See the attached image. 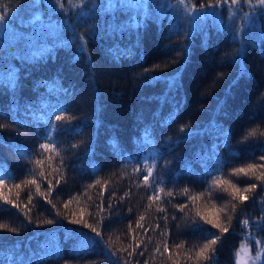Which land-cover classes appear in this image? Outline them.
<instances>
[{
	"label": "trees",
	"instance_id": "16d2710c",
	"mask_svg": "<svg viewBox=\"0 0 264 264\" xmlns=\"http://www.w3.org/2000/svg\"><path fill=\"white\" fill-rule=\"evenodd\" d=\"M175 2L182 12L171 14L174 8L168 7L162 28L152 20L145 22L142 56L117 60V53L109 49H131L136 33L111 29L126 23L131 13L109 14L103 0H60L63 9L55 0L48 7V0H0V14L6 17L0 24V68L13 65L23 85L16 92L17 112L10 111L11 89L0 86V224L18 230L0 229V264H236L243 246L255 256L254 264H264V250L255 243L264 241V181L254 178L264 170L247 175L235 171L264 163L259 160L264 155V16L256 14L252 30L235 27L243 43L233 41L227 31L217 33L208 19L207 47L197 33L185 63L181 46L188 41L169 38V24L187 28L185 9L203 0H170ZM232 9L250 11L243 0L232 8L222 5L219 12L225 23ZM81 11L90 15L80 17ZM37 14L44 23L60 24L67 39L72 34L64 25L71 24L83 40L71 48L58 47L31 64L12 59L21 55L25 35L33 42L56 35L51 25L30 23ZM37 29L41 37L34 35ZM177 70L182 71L184 85L178 94L169 91L164 80L146 83ZM42 81H49L53 91L41 86ZM57 88L71 94L58 93ZM26 105L31 107L26 110ZM61 107L63 111H56ZM55 115L64 119L56 121ZM212 121L229 132L227 146L217 139ZM53 125L56 129L47 140ZM203 129L208 130L205 135L189 137ZM41 143H51L52 148L41 150ZM189 166L191 173L186 171ZM149 169L146 185L143 176ZM33 179L42 191L45 181L53 180L51 204L28 183ZM252 183L258 187L245 193L248 200L232 197V184L243 189ZM153 195L160 199L151 201ZM5 197L19 207L5 203ZM182 204L187 207L181 212ZM197 212L218 216L229 227L207 261L197 252L209 230H218L199 221ZM81 215L97 227L100 237L83 223L70 222ZM52 218L56 224L43 223ZM164 244L169 252H163Z\"/></svg>",
	"mask_w": 264,
	"mask_h": 264
},
{
	"label": "snow or ice",
	"instance_id": "6c2138e0",
	"mask_svg": "<svg viewBox=\"0 0 264 264\" xmlns=\"http://www.w3.org/2000/svg\"><path fill=\"white\" fill-rule=\"evenodd\" d=\"M57 4H60V8L63 9V4L60 3V0H55ZM240 3V0H203V2L199 3V6L197 7L195 4L191 6V8L185 9L184 14V20L187 22L188 27L187 28H180L177 24H169V38L171 36H182L187 43H183L181 46V50L184 53V62L186 63L187 60L190 58L191 55V41L194 38V36L199 33L204 37V46L207 47L208 45V39H209V31H208V25L206 24V21L208 19L212 20L211 27L215 29L217 33H222L224 31H227L229 35L231 36V39L235 42L243 43L242 40H240V33L239 29L235 28L231 23L226 24L225 21L221 18L219 9L221 6H227L228 8H232L233 6H236ZM53 4V0H48V3L45 4V7H48L49 5ZM243 4L247 5L248 9L250 11H243L242 12V19L244 21V24L248 28H252L257 23V13H259L260 16H264V0H243ZM103 6L105 8V12L109 14H115L117 11H120L122 14H128L131 13L129 16V19L126 23L116 25L111 30L113 32H118L123 34L124 32H135L136 33V43L132 46L131 49H109L110 52L115 51L117 55L114 57L115 59H121V58H127L130 55L133 54H140L142 56V43H141V29L144 28L145 22L148 20H152L153 22H156L158 25L163 27V21L166 17L167 11H168V3L167 0H103ZM40 7V6H39ZM161 9H163L161 11ZM90 15L89 12L81 11L79 13L80 17H84ZM5 15L0 14V24H3L5 22ZM175 19V17H173ZM33 22L36 24L37 22L43 23L45 25H51L55 28L56 35L52 36L51 34H48L46 38H38L34 42L31 40L26 39L27 36L25 35L24 45L22 47L21 55L19 57H13L12 59L18 58L21 62L26 63H34L40 60H44L46 58V55L51 54L56 48H71L76 41L83 40V36H78L75 30V27H73L69 23H65V27L68 28V30L72 34V39H67L64 35L63 27H61L60 24L54 23V22H47L44 23L43 18L40 14H37L34 16L33 20L30 21L31 24ZM264 28V25L261 26ZM37 37H41V31L39 29L36 30L35 34ZM49 37L54 38V42L51 44L49 43ZM79 51L84 52V45L79 44L78 45ZM135 50V51H133ZM240 49L236 52V57H239ZM3 56H0V60H2ZM78 57L74 56L73 60H77ZM157 67H159L157 65ZM149 69H145V74L149 73ZM244 73H240V77H243ZM20 79L18 77V71L17 69L9 64L6 69L0 68V86H7L11 89V96H12V107L10 108L11 112H17L19 111V100L16 95V92L20 90L23 85L20 83ZM59 79L58 77L56 78ZM164 80L167 83L168 90L171 92L179 93L181 89L183 88V80H182V71L177 70L175 74L169 77H151L149 80L146 81V83L151 84L155 80ZM239 79V77H238ZM237 81H234L236 83ZM41 86L47 87L49 92L53 91V88L49 81H42ZM56 91L63 92L65 95H70L71 92L67 88H57ZM44 107H47V103L43 104ZM31 106L26 105L25 109H29ZM222 107V106H218ZM64 109L57 108L56 111H63ZM179 110V104H177L176 111ZM56 121H62L64 117L62 115H55ZM0 127H3L0 125ZM56 129V126L53 125L52 129L48 134H46L45 139L51 140V132ZM212 130L216 133L217 139L220 141L221 144L224 146H227L230 142V134L227 130L223 129L222 126L216 124L215 121H212ZM77 132L80 131V129H76ZM184 129H181V132H183ZM207 129L198 130L194 132L189 133L190 136L194 135H205L207 133ZM113 145L115 146V142H113ZM219 145H213V147H218ZM73 148H77L78 145H73ZM39 148L41 150H50L52 148L51 143H41L39 144ZM259 160L261 162H264V155H261L259 157ZM37 163H41V161H36ZM257 169L264 170V163H253L247 165L246 168L241 167L236 169L235 171L237 173H243L247 175L248 173H254ZM187 172L191 173V167L189 166L186 169ZM152 170L149 169L147 174L143 176V180L145 181V184L149 182V179L151 177ZM43 173H41V176L43 177ZM256 180L264 181V171L260 172V175L254 177ZM28 183L35 185V192L38 196L46 200L48 203H52L51 199H49L54 183L53 180H46L45 181V189L42 191V185L41 183H37L35 179L29 181ZM56 184L59 183V180L55 182ZM99 183V181H97ZM219 183V181H218ZM3 184V180L0 179V185ZM16 188H20V184L14 185ZM232 197L239 201H246L249 199V197L245 194L248 192L254 191L258 185L256 183H252L243 189L237 187L236 184H232ZM160 191H163L161 189ZM184 194L187 195L188 190L184 189ZM169 196H172L173 193L169 192ZM5 203L13 204L14 207H19L18 204H15L11 199H8L7 197L4 198ZM151 201L159 200L160 197L158 195H153L149 197ZM190 200L195 201L197 197L191 196L189 197ZM32 202V196L29 194V203ZM71 203V200H68L64 207L67 208L68 204ZM151 206V205H149ZM52 207L55 208L56 205L52 204ZM187 207V205L182 204L178 206L179 211H183L184 208ZM233 211L235 210V205L232 206ZM159 211L163 212L164 209L161 208ZM221 211H223L221 209ZM57 216H59V213H56ZM89 215H91L89 213ZM197 216L199 218V221H202L204 224L210 225L211 229H217V232H211L209 230V237L207 238L206 242L199 248V251L197 252V256L204 257V259L210 260L212 254L215 252V248L213 247L216 245L222 236L229 231V227H226L223 223L220 222L219 217L217 218H209L207 215H203L199 212H197ZM95 219V218H93ZM102 219V218H101ZM144 219L143 216L140 217V221ZM165 220H167V217H164ZM231 218L229 217V220ZM73 224H80L83 223L84 227L90 228L92 232L96 233L97 237L101 236V232L97 230V227H95L93 224L83 221V217L81 215V218L79 219H72L70 220ZM100 220H96V223H99ZM29 223H31V220L29 219ZM44 224L53 225L57 223V220L55 218L47 219L43 221ZM242 223L247 226L249 224V221L247 219L243 220ZM196 226L199 227L200 224L197 222ZM137 227H142L139 221H137ZM157 228L160 227L159 224L156 225ZM7 228L6 225L0 224V229ZM129 228L131 229V225H129ZM9 232H17L18 230L15 228H7ZM81 235H86L81 233ZM91 240V238H89ZM92 243H95V240H91ZM257 245H261L262 250H264V241L256 240L255 242ZM140 245L137 244L136 248H139ZM177 247H180V245H177ZM169 246L167 244H164L163 246V252H169ZM135 249H133V252ZM157 253L161 252V249L157 247L155 249ZM133 252H129L128 254L131 256ZM56 254V253H53ZM111 255V253H109ZM140 255H143V252L140 253ZM259 258V254L257 256ZM42 260V258H41ZM125 264H131L130 261H125ZM147 264V262H145Z\"/></svg>",
	"mask_w": 264,
	"mask_h": 264
},
{
	"label": "rangeland",
	"instance_id": "374dc122",
	"mask_svg": "<svg viewBox=\"0 0 264 264\" xmlns=\"http://www.w3.org/2000/svg\"><path fill=\"white\" fill-rule=\"evenodd\" d=\"M167 3H168L169 8H174V9H172V12H170L171 14H173L174 12H176V13L182 12V9H181L179 2H177L178 4L176 2L171 4L170 0H167ZM183 14H184V11H183ZM226 18H227L226 23H231L234 27H246L244 24V21L242 19V12L241 11H236L235 9H232L231 11L228 12V15ZM253 27L250 28V30H252ZM255 260H256L255 256L251 255L249 253V250L246 246H243V248L241 249V251L239 252V254L237 256L236 264H254L253 261H255Z\"/></svg>",
	"mask_w": 264,
	"mask_h": 264
}]
</instances>
